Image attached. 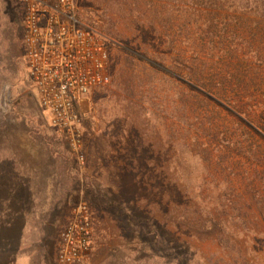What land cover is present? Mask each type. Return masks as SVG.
Wrapping results in <instances>:
<instances>
[{"label": "rangeland", "instance_id": "374dc122", "mask_svg": "<svg viewBox=\"0 0 264 264\" xmlns=\"http://www.w3.org/2000/svg\"><path fill=\"white\" fill-rule=\"evenodd\" d=\"M75 12L94 27L112 59L109 83L91 90L78 105L83 164L38 105L24 61L22 0H0V97L8 86L11 101L8 113L0 109V264H57L59 236L72 209L80 202L88 205L85 172L106 178L89 145L88 126H98L112 140L137 128L144 180L154 176L151 170L156 168L195 201H240L247 224L229 222L234 238L228 248L181 235L183 245L199 253L200 260L193 264H264V211L252 199L248 182L251 179L255 189L264 187V129L260 135L250 126L264 127V3L75 0ZM105 29L128 40L137 52L157 54L166 65L172 57L179 59L181 75H190L191 82L199 78L213 88L229 86L232 102L244 110L242 118L109 42L102 36ZM258 106L262 120L258 113H245ZM27 150L50 162L51 183L41 180L34 187L18 177L31 167ZM125 205L131 210L129 202ZM119 244L118 237H109L102 247L91 248L86 264H109ZM121 263L133 264L129 251Z\"/></svg>", "mask_w": 264, "mask_h": 264}, {"label": "trees", "instance_id": "16d2710c", "mask_svg": "<svg viewBox=\"0 0 264 264\" xmlns=\"http://www.w3.org/2000/svg\"><path fill=\"white\" fill-rule=\"evenodd\" d=\"M258 1L264 3V0ZM102 36L143 58L156 72L161 71L169 79L184 82L190 90L216 101L236 117L242 118L244 110L232 102L228 93H231L229 86L224 83L213 88L199 78L191 82L190 75H181L179 59L172 57L170 64L166 65V60L157 54L137 52L128 40L117 37L108 30L104 31ZM132 107L133 111L137 109V106ZM260 108L258 106L252 111L245 110V113H258V118L261 119L262 113L258 112ZM250 124L256 133L263 134L264 127H255L252 122ZM87 129L89 145L100 158L102 171L106 175L104 181L100 174L89 170L85 172L82 182L87 192L92 219L91 248L95 251L102 247L111 236L118 237L121 241V244L113 249V259L109 264H124L121 260L126 251L130 252L133 264H193L194 261L200 260L199 253L189 245H183L180 241L181 235L198 241L213 240L228 248L234 238L228 227L229 222L247 224L248 213L242 210L240 201L236 199L218 197L217 200L211 199V204L195 201L194 197L182 190L181 185L170 184L169 180L160 176L156 168L151 170L154 176L148 181L144 180L140 167L143 150L137 147V139L141 137V133L137 128H132L134 133L126 131L127 136L118 135L113 140L110 136L105 137L98 126H88ZM158 153L160 154L159 151ZM248 182L250 192L255 194L252 199H257L255 204L262 213L264 187L255 189L251 179H248ZM102 192L104 195L100 194ZM142 192L145 193V200L141 198ZM125 202H129L131 210L126 211ZM248 203L249 206L254 205L249 201ZM108 222L112 228L108 226Z\"/></svg>", "mask_w": 264, "mask_h": 264}, {"label": "built area", "instance_id": "2783aa9c", "mask_svg": "<svg viewBox=\"0 0 264 264\" xmlns=\"http://www.w3.org/2000/svg\"><path fill=\"white\" fill-rule=\"evenodd\" d=\"M24 61L39 107L84 163L78 105L91 90L109 83L110 53L100 35L79 20L75 0H22ZM9 87L0 109L10 110ZM92 219L88 205L78 203L59 236L57 264H86L91 250Z\"/></svg>", "mask_w": 264, "mask_h": 264}, {"label": "crops", "instance_id": "0c3cea01", "mask_svg": "<svg viewBox=\"0 0 264 264\" xmlns=\"http://www.w3.org/2000/svg\"><path fill=\"white\" fill-rule=\"evenodd\" d=\"M27 154L32 156V159L30 161L31 167L27 171L23 172L22 175L20 174L18 177L25 180L26 182L31 183V185H33L34 187H36V185L40 183L41 180L45 184L49 182L51 183V177L47 175V172L51 170L50 162L38 159V157L36 156L37 154H34L33 150H27Z\"/></svg>", "mask_w": 264, "mask_h": 264}]
</instances>
